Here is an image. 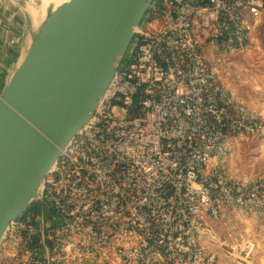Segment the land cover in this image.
<instances>
[{"label":"built area","instance_id":"built-area-1","mask_svg":"<svg viewBox=\"0 0 264 264\" xmlns=\"http://www.w3.org/2000/svg\"><path fill=\"white\" fill-rule=\"evenodd\" d=\"M263 17L264 0H156L0 264H257L264 177L235 157L264 155V110L221 75Z\"/></svg>","mask_w":264,"mask_h":264},{"label":"water","instance_id":"water-1","mask_svg":"<svg viewBox=\"0 0 264 264\" xmlns=\"http://www.w3.org/2000/svg\"><path fill=\"white\" fill-rule=\"evenodd\" d=\"M156 0H79L53 7L0 94V245L47 174L94 116Z\"/></svg>","mask_w":264,"mask_h":264},{"label":"rangeland","instance_id":"rangeland-1","mask_svg":"<svg viewBox=\"0 0 264 264\" xmlns=\"http://www.w3.org/2000/svg\"><path fill=\"white\" fill-rule=\"evenodd\" d=\"M4 5L10 6L11 9H20L25 19L29 17L26 14L24 5H20V0L4 2ZM27 5L34 13L39 14L40 2ZM33 27L37 25L34 15L29 12ZM22 15V17H24ZM24 20V18H23ZM33 37L28 33V40L24 52L20 57V64L26 57L30 47L33 45ZM20 65H18L19 67ZM228 73L221 75L223 83L232 93L242 99L254 111L264 110V17L256 33V46L249 56H238L230 63ZM236 170L240 173H249L256 176L264 177V155L258 152L255 143H242L239 153L235 157ZM256 227L253 228V231ZM258 242V254L256 256L257 264H264V226L254 231ZM226 264V263H222Z\"/></svg>","mask_w":264,"mask_h":264},{"label":"crops","instance_id":"crops-1","mask_svg":"<svg viewBox=\"0 0 264 264\" xmlns=\"http://www.w3.org/2000/svg\"><path fill=\"white\" fill-rule=\"evenodd\" d=\"M7 1L12 2L0 0V94L18 68L31 29L24 13L4 5Z\"/></svg>","mask_w":264,"mask_h":264},{"label":"bare ground","instance_id":"bare-ground-1","mask_svg":"<svg viewBox=\"0 0 264 264\" xmlns=\"http://www.w3.org/2000/svg\"><path fill=\"white\" fill-rule=\"evenodd\" d=\"M27 1H29L30 4H34V3H37V2L39 3L40 2V12H39V14L34 13L32 11V9L29 8V6L27 5ZM78 1L79 0H20V5L23 4L25 6L24 9L26 11V14L29 17V20H30L29 21V25H30L31 29H30L29 32L31 33V35L33 37V41L35 42V40H36V38H37V36L39 34V29L41 28L42 22L51 13L53 7H57L60 4L66 3V2L70 3L72 5H74V4L78 5V3H77ZM29 12H31L34 15V17L36 18V20H37V25L35 27H33L32 20H31ZM28 53H29V51H28ZM28 53H27L26 57L24 58V60L22 61L21 64H20V60H19V65L20 66L25 63L26 58L28 56Z\"/></svg>","mask_w":264,"mask_h":264},{"label":"trees","instance_id":"trees-1","mask_svg":"<svg viewBox=\"0 0 264 264\" xmlns=\"http://www.w3.org/2000/svg\"><path fill=\"white\" fill-rule=\"evenodd\" d=\"M36 211H37V209H36V207L34 206V204L31 205V206L27 209V212H36Z\"/></svg>","mask_w":264,"mask_h":264}]
</instances>
